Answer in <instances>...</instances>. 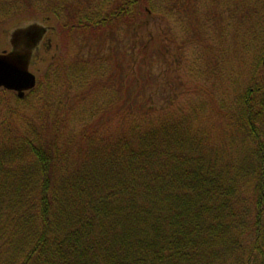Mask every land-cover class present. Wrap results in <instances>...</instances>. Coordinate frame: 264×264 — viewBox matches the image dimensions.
Here are the masks:
<instances>
[{
	"label": "trees",
	"instance_id": "16d2710c",
	"mask_svg": "<svg viewBox=\"0 0 264 264\" xmlns=\"http://www.w3.org/2000/svg\"><path fill=\"white\" fill-rule=\"evenodd\" d=\"M84 1L66 27L115 37L159 13L189 31L257 13V0H206L203 17L187 1ZM117 60L64 63L52 74L74 92L66 104L0 120V264H264V79L230 101L199 85L165 93Z\"/></svg>",
	"mask_w": 264,
	"mask_h": 264
},
{
	"label": "rangeland",
	"instance_id": "374dc122",
	"mask_svg": "<svg viewBox=\"0 0 264 264\" xmlns=\"http://www.w3.org/2000/svg\"><path fill=\"white\" fill-rule=\"evenodd\" d=\"M21 1L12 9L0 11V51L9 49L10 31L25 22L38 21L48 30L30 66V71L37 78L36 87L21 102L15 101V92L0 91V120L7 117L15 125L19 124V118L22 116L36 117L43 106L48 107L50 114L59 98L66 104L74 92L66 90L64 81L58 80L55 85L53 70L64 63H73L77 58L84 59L92 55L103 61L106 59L105 62L116 56L124 75L129 77L133 75V68L142 66L136 76L142 75L143 79L152 78L154 84L148 85L151 91L158 89L155 83L158 85L162 80L164 86L160 89L165 93L177 89L183 94L185 89L203 86L207 92L224 96L230 101L251 81L250 78L256 79L258 83L264 79V0H257L256 19L253 23L249 19L246 21L245 17L241 18L242 10L238 8V13L235 11L232 17L229 15L230 10L223 11V15H218L215 25L208 21L201 23L200 29L193 26L195 29L189 31L187 25L181 26L184 22L180 23L179 20L175 23L165 13H159L143 22L140 19L135 24L121 23L117 28L116 37L112 30L107 28L93 31L77 27L70 30L66 27L69 20L75 22L76 18L80 17L77 15V9L87 4L84 0H49L47 4L42 5L35 4V0ZM155 1L171 4L174 10H178V6L184 7V2L187 1L190 9H195L196 5V8L201 10L202 17L206 16L208 6L206 0ZM228 2L229 0H226V3ZM45 10L47 14H42ZM54 11L58 12V18L53 14ZM164 11L166 10L158 12ZM141 59L144 60L142 65ZM190 59L195 63L189 64ZM130 65L133 68L129 67ZM189 68H193L194 81L189 78V71L188 75L186 74ZM200 75L202 76L198 78ZM62 78L63 74H60V79ZM188 79L189 84L186 83ZM198 81H205L206 84H198ZM95 119L100 123L106 120V116H97ZM73 120L68 119V122Z\"/></svg>",
	"mask_w": 264,
	"mask_h": 264
},
{
	"label": "water",
	"instance_id": "95a60500",
	"mask_svg": "<svg viewBox=\"0 0 264 264\" xmlns=\"http://www.w3.org/2000/svg\"><path fill=\"white\" fill-rule=\"evenodd\" d=\"M47 30L38 21H28L10 31V48L0 52V90H12L18 97H23L26 91L35 87L36 77L29 67ZM262 69L264 75V55Z\"/></svg>",
	"mask_w": 264,
	"mask_h": 264
},
{
	"label": "bare ground",
	"instance_id": "6f19581e",
	"mask_svg": "<svg viewBox=\"0 0 264 264\" xmlns=\"http://www.w3.org/2000/svg\"><path fill=\"white\" fill-rule=\"evenodd\" d=\"M43 38H44V36L42 37V39H41V40H43ZM40 45H41V42L39 43V45H38V48H37V50L35 51V53H34V55H33V57H32V58H33V60H34V59H35V57H36V52H39ZM32 64H33V63H32ZM30 66H31V65H30ZM29 68H30V67H29ZM33 74H34V73H33ZM32 90H33V89H32ZM32 90H31V91H32ZM24 96H25V95H24ZM24 96H23V97H24ZM23 97H18V98H23Z\"/></svg>",
	"mask_w": 264,
	"mask_h": 264
},
{
	"label": "flooded vegetation",
	"instance_id": "af4514ba",
	"mask_svg": "<svg viewBox=\"0 0 264 264\" xmlns=\"http://www.w3.org/2000/svg\"><path fill=\"white\" fill-rule=\"evenodd\" d=\"M46 32H47V31H46ZM41 42H42V40H41ZM3 50H5V49H3ZM3 50H2V51H3Z\"/></svg>",
	"mask_w": 264,
	"mask_h": 264
}]
</instances>
